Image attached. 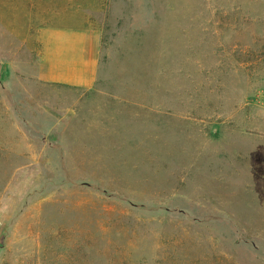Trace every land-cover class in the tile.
Returning a JSON list of instances; mask_svg holds the SVG:
<instances>
[{
	"label": "rangeland",
	"instance_id": "obj_1",
	"mask_svg": "<svg viewBox=\"0 0 264 264\" xmlns=\"http://www.w3.org/2000/svg\"><path fill=\"white\" fill-rule=\"evenodd\" d=\"M0 264H264V0H0Z\"/></svg>",
	"mask_w": 264,
	"mask_h": 264
},
{
	"label": "crops",
	"instance_id": "obj_2",
	"mask_svg": "<svg viewBox=\"0 0 264 264\" xmlns=\"http://www.w3.org/2000/svg\"><path fill=\"white\" fill-rule=\"evenodd\" d=\"M73 50V49H72ZM71 49L61 50L42 61L39 78L51 84L90 90L98 81L99 60L90 53H72ZM74 51V50H73Z\"/></svg>",
	"mask_w": 264,
	"mask_h": 264
}]
</instances>
